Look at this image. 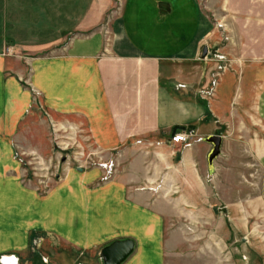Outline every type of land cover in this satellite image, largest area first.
I'll return each instance as SVG.
<instances>
[{
    "label": "crops",
    "instance_id": "1",
    "mask_svg": "<svg viewBox=\"0 0 264 264\" xmlns=\"http://www.w3.org/2000/svg\"><path fill=\"white\" fill-rule=\"evenodd\" d=\"M112 4L113 0H0V173L9 166L17 168L7 160L14 153L11 144L29 113L41 110L51 124H56L55 115L68 123L80 122L76 127L83 124L86 139L103 151L150 137V154L169 167V187L199 188L211 149L203 139L219 134L217 126L238 123L240 128L235 138L221 136L214 173L225 145L230 142L232 149L237 145L232 143L246 139L241 130L248 124L264 129V54L257 53L258 48L247 54L242 48L246 38L237 41L243 53L227 50L231 40L224 39L199 0H121L116 11ZM220 43L222 58L229 64L223 63L226 69L216 75L215 62L223 61L216 54ZM174 127H192L195 143L168 142ZM2 143L9 144V151ZM250 145L264 203V137L256 132ZM131 181L127 174L95 188L85 183L88 189L104 190L97 202L101 211L90 209L100 212L98 241L69 238L71 222L64 223L63 234L51 225L23 224L14 230L16 241L0 245V255L19 257L18 252L32 244L35 253L26 262L20 258V263L102 264L97 250L129 238L134 250L121 264H164L163 217L149 197L133 191ZM73 183L67 181V188ZM76 221L79 235L91 233L83 213ZM45 256L47 262L42 260Z\"/></svg>",
    "mask_w": 264,
    "mask_h": 264
},
{
    "label": "rangeland",
    "instance_id": "2",
    "mask_svg": "<svg viewBox=\"0 0 264 264\" xmlns=\"http://www.w3.org/2000/svg\"><path fill=\"white\" fill-rule=\"evenodd\" d=\"M199 2L224 39L231 40L227 50L243 53L237 41L246 38L247 44L242 48L247 54H253L256 48L257 53L264 54V0ZM120 5L121 0H113L111 8L116 11ZM222 45L221 52L216 53L220 59ZM262 60L264 71V56ZM220 63L229 61L215 62L216 75L226 69L225 65L220 68ZM31 114L21 124L18 139L11 144L13 156L7 157L9 163L16 162L17 168L9 166L5 173H0V182L5 184L0 187V245L16 241L14 230L18 225H51L63 234L65 222L74 225L68 229L72 240H88V244L98 241L100 227H96V216L100 212L90 209L99 207L101 211L97 202L104 190L88 189L85 183L95 188L129 174L133 191L149 197L153 209L163 217L164 264H264V203L260 197L257 157L250 145L256 132L264 137L262 126L248 124L246 130H241L246 133L245 140L232 143L237 144L232 149L230 142L225 149L222 146L225 156L219 159L215 173L209 175L203 162V183L199 188L182 189L169 187V167L150 154L154 147L150 137L131 141L119 152L103 151L86 139L83 124L76 127L80 122L68 123L55 115L56 124H51L45 112ZM239 128L238 123L226 128L217 126L216 133L223 137L232 134L235 138ZM195 139L191 142L195 143ZM3 148L9 151V144L2 143ZM93 171L96 174L88 177ZM80 176L85 179L80 180ZM73 180V187L67 188L66 182ZM82 213L92 227L88 235H79L75 229L76 219ZM34 250L29 244L27 250L18 252L19 257L15 253L1 254L0 264H22L20 258L26 262ZM96 256L101 260L98 250ZM45 258L42 260L47 262Z\"/></svg>",
    "mask_w": 264,
    "mask_h": 264
},
{
    "label": "water",
    "instance_id": "3",
    "mask_svg": "<svg viewBox=\"0 0 264 264\" xmlns=\"http://www.w3.org/2000/svg\"><path fill=\"white\" fill-rule=\"evenodd\" d=\"M207 54V47L202 48V57ZM205 142L211 144V149L207 154V170L208 174L214 173L213 162L215 158L221 153L222 137L219 134H213L203 139ZM222 212L226 213L225 208ZM134 241L132 239L114 240L108 245L104 246L100 251V258L102 264H121L133 252Z\"/></svg>",
    "mask_w": 264,
    "mask_h": 264
},
{
    "label": "built area",
    "instance_id": "4",
    "mask_svg": "<svg viewBox=\"0 0 264 264\" xmlns=\"http://www.w3.org/2000/svg\"><path fill=\"white\" fill-rule=\"evenodd\" d=\"M222 59V58H221ZM222 68V65H220ZM196 137L195 131L192 127H185L170 134L168 142L173 144H189L192 139Z\"/></svg>",
    "mask_w": 264,
    "mask_h": 264
},
{
    "label": "trees",
    "instance_id": "5",
    "mask_svg": "<svg viewBox=\"0 0 264 264\" xmlns=\"http://www.w3.org/2000/svg\"><path fill=\"white\" fill-rule=\"evenodd\" d=\"M183 128H184V127H174V128L172 129L171 132L173 133V132H175L176 130H180V129H183Z\"/></svg>",
    "mask_w": 264,
    "mask_h": 264
},
{
    "label": "bare ground",
    "instance_id": "6",
    "mask_svg": "<svg viewBox=\"0 0 264 264\" xmlns=\"http://www.w3.org/2000/svg\"><path fill=\"white\" fill-rule=\"evenodd\" d=\"M101 251V250H100Z\"/></svg>",
    "mask_w": 264,
    "mask_h": 264
}]
</instances>
